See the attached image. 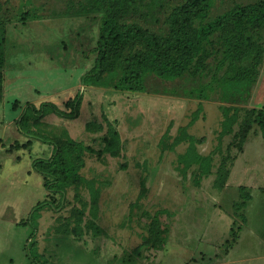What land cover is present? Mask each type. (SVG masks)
<instances>
[{
    "label": "rangeland",
    "instance_id": "obj_1",
    "mask_svg": "<svg viewBox=\"0 0 264 264\" xmlns=\"http://www.w3.org/2000/svg\"><path fill=\"white\" fill-rule=\"evenodd\" d=\"M180 1L144 0L126 20L162 34ZM258 1L212 0L210 16ZM0 3V264H264V139L256 123L245 132L240 127L245 109L264 108V59L255 78L236 89L209 83L214 57L195 78L148 74L141 92L119 90L112 81L83 85L100 22L99 13L82 12L86 0ZM258 34L264 42V26ZM77 92L83 93L78 116L49 114L43 128L66 129L97 152L85 155V182L54 202L32 167L53 146L19 131L18 121L29 104L64 108ZM223 106H237L240 119L219 138ZM88 121L102 131H87ZM108 122L120 134L117 156L98 154ZM181 128L196 139L198 153L213 155L209 175L196 180L194 166L182 170L177 158L189 142L176 139ZM222 158L227 177L217 188ZM89 182L98 191L95 212ZM244 192L251 198L237 209ZM155 218L166 231L162 248H138Z\"/></svg>",
    "mask_w": 264,
    "mask_h": 264
},
{
    "label": "trees",
    "instance_id": "obj_2",
    "mask_svg": "<svg viewBox=\"0 0 264 264\" xmlns=\"http://www.w3.org/2000/svg\"><path fill=\"white\" fill-rule=\"evenodd\" d=\"M211 2L212 0H181L166 17L167 30L161 34L126 20L140 10L144 0H86L81 7L82 12L99 13L100 22L93 49L94 61L81 76L82 84L109 85L112 81L119 90L141 92L148 74L170 81L181 78L186 73L195 78L206 70L208 60L214 57L216 61L210 84L217 83L226 89L246 86L255 78L264 59V42L258 34L264 26V0L234 6L214 17L210 16ZM2 60L1 50L0 102L4 94ZM82 97L83 93L77 92L73 98L64 102V108L47 101L41 102L38 107L29 104L18 121L19 131L31 137L41 136L42 140L53 146L51 156L34 160L32 167L42 175L43 186L49 191L47 197L54 202L56 194L64 196L68 188L78 187L85 182L81 174L85 155L96 153L97 150L71 138L66 129L45 130L43 126L46 124L42 122V118L52 113L69 118L77 117ZM222 114L219 138L233 131L240 119V109L237 106H223ZM253 123L258 125L264 139V108L245 109L240 124L242 131H247ZM85 129L96 132L102 131L103 126L101 123L88 121ZM182 137H186L189 142L186 151L177 158L182 164V170L194 166L196 180L212 173L213 155L198 153L196 139L181 128L176 139L180 141ZM103 140L104 145L98 151L99 155L102 152L119 155L120 134L110 122L107 123ZM225 161L222 158L214 173V185L217 188L226 182ZM89 186L91 207L95 212L98 191L91 182ZM242 198L243 201L235 204L237 209L245 207L251 196L244 192ZM40 205L42 204H37V207ZM77 219L79 224V218ZM88 225L96 233L100 232L93 221ZM165 233L159 220L153 219L148 225V234L143 237L138 248L161 249Z\"/></svg>",
    "mask_w": 264,
    "mask_h": 264
}]
</instances>
